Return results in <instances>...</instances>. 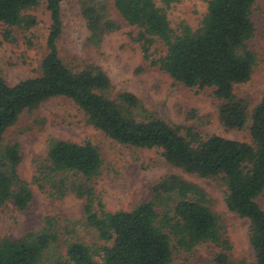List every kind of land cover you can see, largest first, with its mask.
Here are the masks:
<instances>
[{"label":"trees","instance_id":"obj_1","mask_svg":"<svg viewBox=\"0 0 264 264\" xmlns=\"http://www.w3.org/2000/svg\"><path fill=\"white\" fill-rule=\"evenodd\" d=\"M63 1L0 0L1 35L7 42L16 43L19 33L27 46L33 45L25 34L38 24L33 11L42 2L50 20L38 74L10 84L0 70V207L11 202L26 210L33 200L29 182L18 171L19 143L6 140L7 130L24 112H33L51 98L65 97L83 112L89 125L120 145L155 148L172 167L218 180L227 208L249 220L255 264H264V208L258 203L264 191V93L249 110V101L235 92L259 62L250 41L256 33L260 0H208L195 26L184 20L172 24L169 19L168 9L180 0L111 2L120 19L132 27L128 35L145 61L187 88H211L225 127L241 129L250 118L249 141L203 136L192 126L168 123L156 115L138 117L141 105L135 94L120 92L112 97L111 80L99 66L70 64L59 55ZM99 9L82 1V16L91 34L118 27ZM159 45L163 53L158 52ZM103 170L102 154L91 140L50 136L46 156L36 163L31 181L53 199L68 194L82 199L84 219L98 241H79L72 237L73 228L48 217L39 230L19 238L0 237V264H44L50 251L54 256L48 264H170L175 252L190 256L203 244L218 249L211 264H245L231 259V242L201 187L171 174L154 188L153 199L130 210L109 211L94 188ZM62 235L67 236L64 252L59 248Z\"/></svg>","mask_w":264,"mask_h":264},{"label":"rangeland","instance_id":"obj_2","mask_svg":"<svg viewBox=\"0 0 264 264\" xmlns=\"http://www.w3.org/2000/svg\"><path fill=\"white\" fill-rule=\"evenodd\" d=\"M82 1L100 7L103 18L116 21L118 27L91 34L82 16ZM207 1L180 0L168 9V17L172 24L184 20L195 26L206 11ZM111 2L112 0L62 2L63 25L57 41L61 58L70 64L92 63L99 66L111 80L112 97L120 92H131L137 96L141 105L137 110L140 118L156 115L168 123L192 126L203 136L219 134L249 141L250 118L241 129L225 127L220 121L217 102L211 98V88L202 91L187 88L145 61L139 47L128 35L132 27L120 19ZM33 12L38 24L25 34L31 37L32 46H27L24 34L18 33L16 43L3 40V26L0 23V70L10 84L36 76L45 53L49 13L44 2ZM250 47L257 53L259 62L251 78L235 87V92L249 101V110L264 93V0L257 3L256 33L250 41ZM163 50L159 45L158 52L163 53ZM50 136L75 142L89 139L99 147L104 170L95 180L94 188L106 210H130L139 203L153 199L156 195L154 188L171 174L201 187L209 197L211 209L220 217L224 235L231 242V259L255 264L248 238L249 220L227 208L224 188L218 180L201 178L172 167L155 148L120 145L89 125L83 112L71 99L65 97L51 98L33 112H24L15 126L5 134L7 141L19 143L22 160L18 171L29 182L33 200L26 210H18L11 202L0 207V237H22L29 231L41 229L46 219L52 217L58 225L73 228V238L86 244L98 241L95 230L84 219L82 199L74 194L53 199L31 181L36 163L46 156L47 139ZM258 203L264 208V191L258 198ZM66 237L62 235L60 239L61 252L65 250ZM217 250L210 244H203L190 256L175 252L170 264H211L213 252ZM52 255L51 251L47 253L43 259L44 264H48Z\"/></svg>","mask_w":264,"mask_h":264}]
</instances>
